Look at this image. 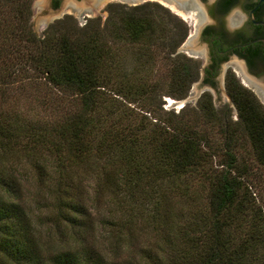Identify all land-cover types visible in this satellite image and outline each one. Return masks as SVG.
<instances>
[{"label": "trees", "instance_id": "16d2710c", "mask_svg": "<svg viewBox=\"0 0 264 264\" xmlns=\"http://www.w3.org/2000/svg\"><path fill=\"white\" fill-rule=\"evenodd\" d=\"M30 1L0 0V264H264V197L252 189L264 170V107L253 93L226 70L235 119L216 115L208 92L196 107L160 117L158 90L183 98L198 76V61L175 51L188 29L182 19L153 0L111 2L101 25L64 16L37 35ZM157 52L167 61L163 85L149 80ZM12 90L33 95L26 111L36 106L44 117L26 116ZM207 123L217 126V143ZM19 160L54 221L81 224L102 199L98 224L113 236L104 251L80 243L42 251L21 201L28 171ZM194 178L205 188L198 206L188 193ZM139 219L153 244H130Z\"/></svg>", "mask_w": 264, "mask_h": 264}, {"label": "rangeland", "instance_id": "374dc122", "mask_svg": "<svg viewBox=\"0 0 264 264\" xmlns=\"http://www.w3.org/2000/svg\"><path fill=\"white\" fill-rule=\"evenodd\" d=\"M145 0H105L103 3L106 5L107 3L115 2V3H121L125 6L138 4L140 2H143ZM161 4L162 6L166 7L165 2L162 0H153ZM209 0H200V3H204ZM243 0H237V4L231 7L227 13L226 17H229L231 15H234L238 11V4L241 3ZM102 3V6L100 5L99 8L96 11H84L83 16H79L77 10L71 9L69 6L62 7L61 4L56 9H50L46 6V0H31L30 1V15H29V25L31 30L37 34L40 35L46 25L48 23H51L57 18H62L64 16H69L77 26H80L84 23V21L87 18H95L98 17L99 25H101L104 21V18L107 15V12L105 10V5ZM163 3V4H162ZM83 4H81L82 6ZM191 6V5H190ZM170 8V7H169ZM166 7L168 12L174 14L175 16L182 19L188 29L186 32L185 37L192 33L193 25L196 21V19L193 21L186 17L185 15L181 13H177L176 11L169 9ZM191 10H194V7H190ZM199 18H202V22H208L207 16L204 15V13H196ZM168 26L172 25V21L169 20L168 17H164L163 19ZM184 37V38H185ZM184 40V39H183ZM182 40V41H183ZM193 48H198L200 50V53H197L195 56H189L194 58L199 63V68L204 64V57L202 55L203 52V43L199 40L194 44ZM202 50V51H201ZM176 51V50H175ZM179 52V51H176ZM126 53V60L129 61V65L132 64L131 62V53ZM183 53V52H181ZM186 56H188L186 53H183ZM231 58H229L230 60ZM223 65L219 69L217 73V78L215 80V83L213 86H206L201 85L200 83V77L201 73L198 71V76L196 79H194L183 98H173L169 95H166L163 91L164 88H160L158 90V95L155 98V102L160 106V109L155 108L154 113L160 117H163L166 115L164 111L166 110H172L173 113H176L180 107H182L184 104L187 108H193L196 107L198 98L201 93L208 92L212 106L216 109V115L220 113H225V115L228 116L229 119L233 120L236 117V111L234 109V106L230 99L228 98L225 88H224V81L222 77V69ZM231 68H234V65L229 64L226 67V70H230ZM233 73V72H232ZM234 76L236 77L235 73ZM149 80H158L161 82V85H163V82L167 79V61L165 56L161 54L160 52H157L154 55V62H153V69L151 73L149 74ZM238 80V79H237ZM245 80V79H244ZM239 81V80H238ZM247 85V81H244ZM239 83H241L239 81ZM242 85V84H241ZM244 86V85H243ZM248 89L247 86H244ZM250 90V89H249ZM251 91V90H250ZM25 92H29L27 89ZM252 92V91H251ZM30 94L33 93V95H39V91H32L29 92ZM253 93V92H252ZM11 96L16 97V103L20 110H25L26 116H29L31 118H43L44 113L40 110L39 107H33L30 108L31 110L26 111L29 107L34 105V99L33 95H22L21 93H18L17 91H11ZM41 94V93H40ZM255 96V94L253 93ZM38 97V96H37ZM256 97V96H255ZM257 100L258 97H256ZM173 100H179L180 103H171ZM136 103H133L135 105ZM131 105V104H129ZM261 105L264 107V102L261 103ZM145 113V112H144ZM147 114V113H145ZM147 117H150L147 115ZM206 126V125H205ZM209 130V135L215 141L216 143L220 139L219 132L217 130V126L215 124L207 123L206 126ZM246 147V145H244ZM20 166L23 168H26V171L28 173L26 174V179L21 181L22 186L24 187L21 191V201L24 204V206L29 211V218L31 222L33 223L35 229L37 230V240L39 241L42 251H55L57 249L66 248L69 246H75L78 243L84 244V245H92L96 248H99V250L104 251V247L107 246V242L112 240L113 236L110 235L108 232L107 227L100 226L98 224V219L101 214H103L102 211V199L100 198V205L97 209L88 208L82 215H80V223L78 225L68 226L67 224L61 223L59 220L54 221V210L49 207V205L42 204L45 202L44 194L41 191L43 190L39 185L38 180L29 172L28 169V163L24 162V160H19ZM257 173L253 176V182L254 188H252L255 191L258 192L260 197H264V170L263 169H257ZM257 174V175H256ZM92 183V178L87 177L85 180L79 183L80 190L83 195H88L91 193L90 187ZM199 182L192 180L190 182L191 186L189 187V196L192 198L190 202L193 203V206L199 205L201 201L203 200L204 195V186L202 185L201 188L198 186ZM42 189V190H41ZM256 194V193H255ZM38 199L37 203L34 202L33 199ZM103 198V197H102ZM105 204V203H104ZM133 233L130 235V244L134 247L139 245H151L153 244V235L149 227L144 224L143 221L136 220L134 221L133 225ZM118 257L121 258V260L126 259V254L123 250H120L117 252ZM130 258V257H128ZM127 258V259H128ZM134 261H136V258H134Z\"/></svg>", "mask_w": 264, "mask_h": 264}, {"label": "flooded vegetation", "instance_id": "af4514ba", "mask_svg": "<svg viewBox=\"0 0 264 264\" xmlns=\"http://www.w3.org/2000/svg\"><path fill=\"white\" fill-rule=\"evenodd\" d=\"M104 1L46 0V6L50 9H56L62 2V7L69 6L71 9L83 14L84 11H96ZM166 1L173 2L171 0ZM250 1L255 3V0H243L238 4L239 12L229 17L225 15L231 7L237 4V0L229 5H221L217 0H209L204 3L201 2L202 8L195 7L197 12L204 13L209 20L208 22H202V18L198 17V21L201 23L198 40L203 43L204 47L202 52L204 64L201 67L200 83L209 87L213 86L221 66H224L222 69L223 77L226 67L232 64L234 68H231V72L236 73V78L239 80L238 77H240L242 83L247 85L243 81L245 78L241 73V65H243L245 69L243 74L250 81L251 85H249L257 91L255 92L254 88L251 87H248V89L258 97L260 103H263L264 91H260V89L262 90V86H264V41L254 39L264 38V23H255L249 18L248 11L254 5L253 3L250 7H247ZM81 4L83 5L81 6ZM186 5H191L190 0H186ZM165 6L169 8V6ZM251 16L252 20L264 21V2H260L252 10ZM229 58L231 59L229 60Z\"/></svg>", "mask_w": 264, "mask_h": 264}, {"label": "water", "instance_id": "95a60500", "mask_svg": "<svg viewBox=\"0 0 264 264\" xmlns=\"http://www.w3.org/2000/svg\"><path fill=\"white\" fill-rule=\"evenodd\" d=\"M130 1H135V0H130ZM174 2V5L177 9L183 11V12H186V11H191L192 13V16L196 19L194 25H193V30H192V33H189L185 38L184 40L176 47V51H179V52H183V53H186L188 56H195L197 53H200V50L198 48H193L194 44L197 42L198 40V31L200 29V26H201V23H199L198 21V16H197V8L195 7H200L202 8L203 5L200 3L199 0H190L191 2V6H188L186 5V0H171ZM260 2H264V0H255V3L254 5L249 9L248 11V15H249V18L251 19L252 22H259V23H264V21H255V20H252V16H251V12L252 10L260 3ZM190 7H194V10H191ZM80 17L83 16L82 12H79L78 14ZM254 40H261V41H264V38L262 37H258V38H255ZM241 65V64H240ZM201 67L199 68V73H201ZM242 67V75L243 77L246 79L248 85H245L244 83H242L240 77L239 78V81L241 82L242 85L244 86H247V87H251L250 86L251 84L249 83L250 81L245 77V75L243 74V72L245 73V69L243 67V65H241ZM235 72V71H234ZM235 75L237 76V74L235 73ZM250 84V85H249ZM254 88V87H253ZM252 88V89H253ZM255 92L257 91V89H255ZM260 91H264V86H262V90L260 89ZM258 93V92H257ZM171 103H180L179 100H173L171 101Z\"/></svg>", "mask_w": 264, "mask_h": 264}, {"label": "bare ground", "instance_id": "6f19581e", "mask_svg": "<svg viewBox=\"0 0 264 264\" xmlns=\"http://www.w3.org/2000/svg\"><path fill=\"white\" fill-rule=\"evenodd\" d=\"M162 1L166 2L165 4H166L167 6H169L172 10L176 11L177 13H181V14L185 15L186 17H188L189 19H191V20H193V21L195 20L194 17L192 16L191 11H186V12L180 11V10H178V9L175 7V5H173L174 2H172V3H173V4H172V3L167 2L166 0H162ZM90 11H91V10H90ZM243 81H245V80L243 79ZM169 101H171V100H169Z\"/></svg>", "mask_w": 264, "mask_h": 264}]
</instances>
